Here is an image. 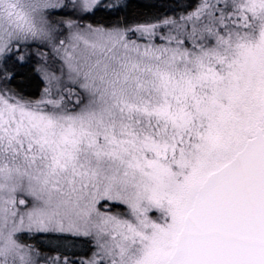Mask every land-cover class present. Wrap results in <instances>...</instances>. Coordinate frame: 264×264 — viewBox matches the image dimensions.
Returning <instances> with one entry per match:
<instances>
[{"label": "snow or ice", "instance_id": "6c2138e0", "mask_svg": "<svg viewBox=\"0 0 264 264\" xmlns=\"http://www.w3.org/2000/svg\"><path fill=\"white\" fill-rule=\"evenodd\" d=\"M0 264H264V0H0Z\"/></svg>", "mask_w": 264, "mask_h": 264}, {"label": "trees", "instance_id": "16d2710c", "mask_svg": "<svg viewBox=\"0 0 264 264\" xmlns=\"http://www.w3.org/2000/svg\"><path fill=\"white\" fill-rule=\"evenodd\" d=\"M141 2H142V0H131V4H132L133 8H135V6Z\"/></svg>", "mask_w": 264, "mask_h": 264}]
</instances>
